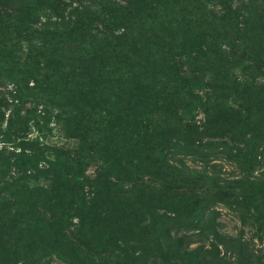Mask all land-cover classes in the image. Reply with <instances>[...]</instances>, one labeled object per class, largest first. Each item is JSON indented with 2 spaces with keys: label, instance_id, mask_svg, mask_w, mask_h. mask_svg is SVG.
I'll list each match as a JSON object with an SVG mask.
<instances>
[{
  "label": "trees",
  "instance_id": "trees-1",
  "mask_svg": "<svg viewBox=\"0 0 264 264\" xmlns=\"http://www.w3.org/2000/svg\"><path fill=\"white\" fill-rule=\"evenodd\" d=\"M93 2L91 9L78 2L88 20L97 21L95 29L81 30L69 20L63 0H0V75L14 76L13 93L24 91L29 99L49 104L57 99L59 109L76 103L73 99L82 102L75 116L60 122L62 131L68 123L83 128L73 151L48 152L53 160L40 172L55 194L49 196L47 210L28 217L12 211L0 219V264H135L149 256L168 264L177 254L186 264H214V254L202 247L187 250L189 237L176 230L179 222H188L183 217L197 211L198 240L208 231L214 240L220 238L213 230L214 207L204 220L200 209L205 201L214 204L228 196L218 190L210 159L216 133L230 134L239 127L254 128V133L262 126L264 0ZM116 18L129 26L122 25L118 35L112 32ZM84 36L92 50L79 49ZM73 62L86 66H79L85 70V85L76 83L80 74L70 70L64 86L56 80L59 88L40 87L42 80L50 82L39 72L41 66L58 71ZM68 84L77 85L70 90ZM14 97L23 101L21 94ZM231 98L239 100V111L219 126L218 107L224 105L227 113ZM190 102L201 119L185 112L183 106ZM11 116L3 133L21 146L16 157L24 165L28 155L23 146L31 144L19 128L21 117ZM125 124L131 132L110 144ZM32 125L44 134L45 125ZM177 151L186 152L195 164H169L165 158ZM89 153L99 155L101 163L83 177L78 165ZM246 156L238 157L240 165L247 163ZM82 178L85 184L80 185ZM253 179L241 176L222 188L239 190L241 207L250 196L245 187L263 201L264 183ZM6 205L8 200L0 202ZM263 207L260 202L256 222L264 221Z\"/></svg>",
  "mask_w": 264,
  "mask_h": 264
},
{
  "label": "rangeland",
  "instance_id": "rangeland-1",
  "mask_svg": "<svg viewBox=\"0 0 264 264\" xmlns=\"http://www.w3.org/2000/svg\"><path fill=\"white\" fill-rule=\"evenodd\" d=\"M63 1L66 5V12L70 17L69 20L74 21V25L81 30L85 28L88 30L95 29L97 21L93 17H91V21H89L87 17L88 11H84L85 8L80 9L78 7V2L85 1V5H87V7L90 5L91 9L95 4L93 0ZM74 9L77 10L75 11ZM79 10L81 11L80 13H78ZM107 14L113 16L111 12ZM122 25L127 26L116 18V22L112 26V32L116 35L121 33ZM90 34L94 33L91 31ZM84 39L86 42L81 45L79 49L84 50L88 46H91L92 50L94 45L90 38L84 36ZM79 66L83 67V69L86 68L85 65H78L74 62L70 68L65 66L63 68L64 70L60 69L58 71L52 70L53 68H43L41 66L39 72H41V75L45 74L50 82L43 83L41 79L42 81L39 82L41 83L40 87L46 86L48 90H50V86L59 88V84L55 82L56 80L60 82V87L64 86L63 84L68 80L66 74L70 72V70L80 74L81 81L75 77L76 83L81 82L85 85V83H83L86 81L85 70H81ZM12 78L0 75V115L3 113V118L0 120V202L2 200H8L10 204L8 208L7 205L6 207L0 206V219H3L5 217L3 215L5 214L11 215L12 211L17 212L18 215H26L28 217L33 214H38L42 212V210H47L46 204L49 202V196L55 194V190L49 188L47 176L40 172L43 168L45 169L49 166L53 160L52 155L48 154V152L50 149L73 151L77 144L76 139L82 135L83 131L82 127L74 123H68L62 131L60 122V118L62 120H67L75 116V108L78 105L82 106V102H77L76 99H73L76 103H70L71 105L69 106L65 104L67 106H62V108L59 109L56 107V103L59 104L62 102L57 101V99H53L54 104L46 103L44 100H39L38 102L35 99H29L24 91L19 94L13 93L14 86L11 84ZM40 78L38 77L37 79ZM259 83L263 86L261 89V98L262 101H264V72L260 74ZM76 85L77 84H68V87L70 90H73ZM21 86L23 85L21 84ZM116 87H120V84H117ZM47 92L51 95V91ZM20 94L23 99L21 102L15 100L14 97L16 95L19 97ZM50 98L52 97L50 96ZM70 100L72 99H68L67 101L69 102ZM107 101L112 102V99L108 98ZM238 105L239 100L231 98V103L228 104L229 110L226 113L225 110H223L224 105L220 104L218 109H221L220 111L222 112L215 117L216 124L222 126L229 118L233 119L234 113L238 110ZM101 106L102 105H99L98 110L101 109ZM183 108L187 114L190 116L193 115L194 119H201L202 114L197 112L198 109L194 107L193 102L183 106ZM177 109L181 110V107ZM11 114L13 118L17 116L21 117L19 128L25 131L24 137H26L31 144L23 146V148H27L25 153L28 155L27 161H24V165H19L16 157L17 153L20 152L21 146H15V142L3 133L6 127V119H8ZM32 121L45 125L44 134L41 135L36 133ZM73 121H75V119ZM119 127L120 126H117L115 130ZM253 129L250 127L232 128L230 134H226L223 130H220L216 133L213 140L214 153L211 154L212 157H210V159L212 158L211 161L214 162V176L217 178L216 183L221 187L218 190L226 191L228 196L224 197L225 200L223 201L214 200V204H211V201H205V204H202L200 209L205 216H201L200 218H203V220L206 219L207 209L209 208L210 210L214 207V211H216L218 215L216 216V225L213 226V230L220 238L214 240L211 232L208 231L204 233L202 241L198 240L197 234L201 225L198 221L196 222L197 211L189 214V216L183 217V219L188 222H179L178 229L176 230L180 235L189 237L188 240L190 244L187 250L202 247V249H205L207 252L214 254V264H264V221H255L260 202L264 206V200L262 201L260 195L255 194L250 187H245L246 192L250 190V196L243 207H241L240 191L234 188H222L225 182L236 180V178H240L241 176H246L250 180L254 178L253 180H259L264 183V115L262 116V126L254 133H252ZM121 130L122 129L117 130L118 132L115 131L116 134L112 135V138H109V140L112 141L110 144L113 143L115 138L118 139V143H120L123 137H127V133L131 132V127L125 124L124 130ZM228 136L231 137L232 140H229ZM240 136L243 137L241 138ZM83 137L86 138V135L82 136V138ZM38 144L46 145L47 148L37 149ZM177 152L180 154L172 156L170 160L167 157L165 158L169 164L176 166L177 161H182L189 165L195 164V162H190L195 160L185 156L186 152ZM174 153L176 152L174 151ZM242 153L249 156L244 158V161L247 162L244 166L240 165L238 160V157L242 155ZM100 160V156L94 153H89L84 159H81L78 166L80 170L83 171V177L92 175L95 168L100 165ZM169 178L173 181H178V178L175 179V177L170 176L166 179ZM82 179L80 185L85 184L84 178ZM216 190L217 189L214 188V191ZM221 198L223 197L220 196V199ZM64 207L67 208L68 205L66 204ZM262 211H264V207ZM259 212L263 213L261 210H259ZM247 217L249 219H247ZM18 220L21 219L19 218ZM237 241L242 247L236 244L238 243ZM177 255L178 256L175 257L176 259H173L168 264L187 263L185 259H180L179 261L178 258L181 254ZM52 264L62 263L54 261ZM135 264L164 263L157 257L149 256L146 261L139 260Z\"/></svg>",
  "mask_w": 264,
  "mask_h": 264
}]
</instances>
